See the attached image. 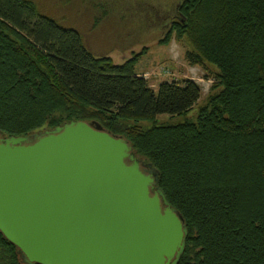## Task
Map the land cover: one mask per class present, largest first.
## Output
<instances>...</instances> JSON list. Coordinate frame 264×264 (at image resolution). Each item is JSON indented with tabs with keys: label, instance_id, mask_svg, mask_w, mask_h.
Instances as JSON below:
<instances>
[{
	"label": "trees",
	"instance_id": "1",
	"mask_svg": "<svg viewBox=\"0 0 264 264\" xmlns=\"http://www.w3.org/2000/svg\"><path fill=\"white\" fill-rule=\"evenodd\" d=\"M172 12L184 21L157 44L183 40L189 64L215 69L214 91L193 120L161 125L193 106L195 82L153 90L133 71L144 47L115 64L31 0H0V138L95 121L157 170L185 228L176 264H264V0H177ZM0 264H26L1 234Z\"/></svg>",
	"mask_w": 264,
	"mask_h": 264
},
{
	"label": "water",
	"instance_id": "2",
	"mask_svg": "<svg viewBox=\"0 0 264 264\" xmlns=\"http://www.w3.org/2000/svg\"><path fill=\"white\" fill-rule=\"evenodd\" d=\"M157 174L95 121L0 138V234L26 264H176L185 228Z\"/></svg>",
	"mask_w": 264,
	"mask_h": 264
},
{
	"label": "rangeland",
	"instance_id": "3",
	"mask_svg": "<svg viewBox=\"0 0 264 264\" xmlns=\"http://www.w3.org/2000/svg\"><path fill=\"white\" fill-rule=\"evenodd\" d=\"M31 1L42 15L64 27L76 29L93 55L108 56L112 63L118 64L144 47V54L136 61L133 71L153 90L160 82H178L182 79L195 82L199 96L193 106L181 115H158L154 119L155 124L193 120L197 108L214 91H210L209 87L215 69L208 64L202 67L189 64L184 59V51L188 46L183 40L175 41L171 34L166 44H157L167 28L165 26L160 31L159 25L174 15L172 9L177 0ZM138 124L141 127L150 125L147 121Z\"/></svg>",
	"mask_w": 264,
	"mask_h": 264
},
{
	"label": "flooded vegetation",
	"instance_id": "4",
	"mask_svg": "<svg viewBox=\"0 0 264 264\" xmlns=\"http://www.w3.org/2000/svg\"><path fill=\"white\" fill-rule=\"evenodd\" d=\"M176 20V16L175 15H172L171 17H170V19L169 20H167V22H162L160 25H159V30L160 31H163V28L166 26V27H168L169 25H170V23H172V22H174ZM167 28H165L164 30H166ZM139 170H141V171H143V169L141 168V166L139 165ZM143 173H144V171H143ZM23 262V261H22ZM25 263V262H24Z\"/></svg>",
	"mask_w": 264,
	"mask_h": 264
}]
</instances>
